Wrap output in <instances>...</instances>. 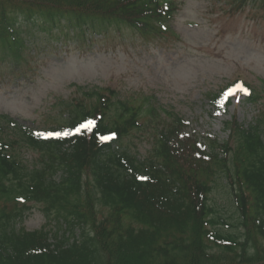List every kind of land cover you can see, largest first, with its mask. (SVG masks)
<instances>
[{
  "label": "trees",
  "instance_id": "obj_1",
  "mask_svg": "<svg viewBox=\"0 0 264 264\" xmlns=\"http://www.w3.org/2000/svg\"><path fill=\"white\" fill-rule=\"evenodd\" d=\"M168 2L0 0V61L21 51L24 25L73 29L101 17L106 29L124 23L143 37L160 35L174 13ZM84 96L91 102L66 105L68 139H41L2 115L0 264H264L263 117L248 127L228 122L229 141L213 139L208 148L180 138L177 118L140 159L127 136L139 128L142 104L109 88ZM10 130L39 151L37 160L24 164L12 153ZM213 192L224 204L209 198ZM29 200L43 206L40 230L17 227ZM52 237L56 247L47 252Z\"/></svg>",
  "mask_w": 264,
  "mask_h": 264
},
{
  "label": "rangeland",
  "instance_id": "obj_2",
  "mask_svg": "<svg viewBox=\"0 0 264 264\" xmlns=\"http://www.w3.org/2000/svg\"><path fill=\"white\" fill-rule=\"evenodd\" d=\"M174 1L178 10L162 37L145 39L127 28L85 38L66 30L36 31L24 74L9 62L0 63V114L46 130L64 123L65 105L79 96L72 84L109 88L124 101L143 103L145 112L154 107L159 115L141 116L140 128L127 137L139 158L151 150L155 128L163 129L175 117L187 125L183 139L220 140L228 137L225 121L235 118L248 125L264 118V9L248 5L231 13L229 0ZM236 78L253 85L256 103L245 100L249 90L222 92ZM17 155L27 163L38 157L24 146ZM209 196L224 204L218 192ZM46 221L37 205L23 226L39 230Z\"/></svg>",
  "mask_w": 264,
  "mask_h": 264
}]
</instances>
